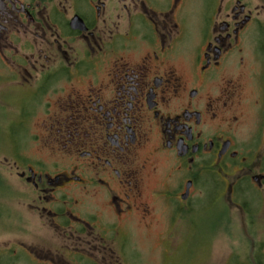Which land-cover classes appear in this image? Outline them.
<instances>
[{
    "label": "flooded vegetation",
    "instance_id": "obj_1",
    "mask_svg": "<svg viewBox=\"0 0 264 264\" xmlns=\"http://www.w3.org/2000/svg\"><path fill=\"white\" fill-rule=\"evenodd\" d=\"M0 109L12 264L166 253L208 185L264 264V0H0Z\"/></svg>",
    "mask_w": 264,
    "mask_h": 264
},
{
    "label": "rangeland",
    "instance_id": "obj_2",
    "mask_svg": "<svg viewBox=\"0 0 264 264\" xmlns=\"http://www.w3.org/2000/svg\"><path fill=\"white\" fill-rule=\"evenodd\" d=\"M17 126H19L18 123L8 121L6 111H0L1 178L7 176L5 158L7 159L9 134H15L13 131L18 128ZM25 135V133L20 134L19 139H25ZM2 182L6 186L0 182V264H12L7 258V250L14 242L29 241L30 237L18 228V217L23 208L17 202L7 198V180ZM215 192L213 186L204 187L203 212L199 210L188 219L187 231L172 237L173 243L167 246L166 253L161 250L162 240L157 236L145 235V231L140 227L133 239L135 248L139 249L137 264H243L245 251L241 240L238 239L240 236H236L239 230L234 229L232 224L235 221L234 214L231 213L225 200L213 198V195H216ZM221 193L222 187H218L217 194ZM248 194V200L253 208H258V192L248 190ZM211 201L214 207L210 206ZM236 220L239 219L236 218ZM161 230L164 228L160 227L159 231ZM229 258L233 260L227 263ZM21 264L37 263L27 261Z\"/></svg>",
    "mask_w": 264,
    "mask_h": 264
}]
</instances>
